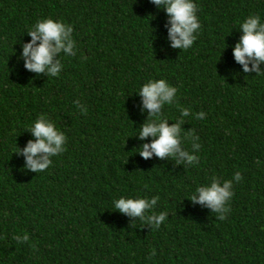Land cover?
Returning a JSON list of instances; mask_svg holds the SVG:
<instances>
[{
  "label": "trees",
  "instance_id": "1",
  "mask_svg": "<svg viewBox=\"0 0 264 264\" xmlns=\"http://www.w3.org/2000/svg\"><path fill=\"white\" fill-rule=\"evenodd\" d=\"M196 3L201 28L181 50L151 0H0V264H264V74L244 73L233 55L240 23L264 21V0ZM49 17L71 24L76 40L54 78L21 58L27 31ZM152 78L178 89L164 109L169 123L189 109L182 143L192 151L199 138L198 164L136 152L153 139L139 138L148 111L137 92ZM41 114L67 142L36 173L14 151ZM235 172L225 220L189 198ZM120 196H156L152 211L168 217L159 228L133 221L111 209ZM25 232L27 242L13 238Z\"/></svg>",
  "mask_w": 264,
  "mask_h": 264
},
{
  "label": "clouds",
  "instance_id": "2",
  "mask_svg": "<svg viewBox=\"0 0 264 264\" xmlns=\"http://www.w3.org/2000/svg\"><path fill=\"white\" fill-rule=\"evenodd\" d=\"M158 9H165L168 14L167 39L174 49L187 50L194 44L201 28L198 18L196 0H151ZM241 36L233 47L235 60L243 66L244 73L254 72L256 75L264 74L261 64L264 63V21L258 14L248 15L239 26ZM74 28L61 20L45 18L38 20L27 33L31 40L23 44L21 58L24 67L47 77H57L61 74L64 64L63 57L76 55V40L73 37ZM39 41V43H38ZM224 50V49H223ZM142 98V110L148 111L146 121L139 128V138L151 136V142H145L138 147L139 154L148 159L153 155L164 158L172 157L176 162L185 166L198 164L197 151L200 148L198 137L193 136L192 151L183 146L182 125L184 117L190 115L188 108L181 107L180 118L173 123L164 116L165 106H172L178 89L166 79L152 78L144 82L137 91ZM135 92V93H137ZM77 107L86 112L79 100ZM196 119L206 117L204 111L195 113ZM33 139H30L23 148L17 147L14 151L24 157L23 169L41 173L48 169L52 158L66 150L67 136L58 128L55 122L46 114H41L27 128ZM241 173L235 172L232 179L221 181L212 177L209 183L198 185L189 198L217 214V219L225 220L230 211L229 201L234 195L233 181L241 180ZM158 197L120 196L112 201V210L145 221L151 228H159L168 213L152 211L156 206ZM151 214H147L150 213ZM18 242H27L29 235L16 234L13 237Z\"/></svg>",
  "mask_w": 264,
  "mask_h": 264
}]
</instances>
